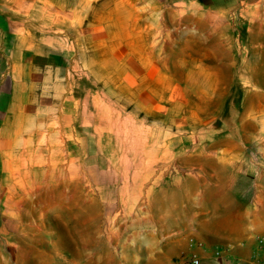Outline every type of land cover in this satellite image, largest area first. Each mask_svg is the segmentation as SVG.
<instances>
[{"label": "rangeland", "instance_id": "374dc122", "mask_svg": "<svg viewBox=\"0 0 264 264\" xmlns=\"http://www.w3.org/2000/svg\"><path fill=\"white\" fill-rule=\"evenodd\" d=\"M185 1L159 0L137 17L136 41L146 45L150 66L142 49L134 66L126 58L113 63L103 50L102 65L88 67L82 163L69 161L74 152L63 153L52 138L33 161L41 176L23 180L30 192L8 189L0 177V234L28 232L20 243L0 239L8 264H127L112 235L142 218L167 181L213 170L220 155L242 156L226 157L229 168L255 170L264 151L257 133L264 129V51L256 47L255 15L194 10ZM139 73L148 79L127 80ZM15 217L32 225L7 226Z\"/></svg>", "mask_w": 264, "mask_h": 264}, {"label": "crops", "instance_id": "0c3cea01", "mask_svg": "<svg viewBox=\"0 0 264 264\" xmlns=\"http://www.w3.org/2000/svg\"><path fill=\"white\" fill-rule=\"evenodd\" d=\"M158 1L0 0V177L9 179L8 189L30 192L23 180L36 182L41 176L33 167L41 141L61 142L63 153L75 154L69 161L85 160L82 141L88 139L81 118L88 111V67L102 65L103 50L113 63L126 58L134 66L142 49L144 67L150 66L146 45L136 41V25L137 17ZM185 3L222 15L233 10L246 18L254 14L260 37L256 47L264 51V0ZM147 79L143 73L127 74L134 82ZM260 132L264 135L257 128ZM96 141H104L103 134ZM226 157L233 162L242 158L216 156L215 169H199L191 179L176 176L159 187L145 202L144 216L129 219L126 234L112 235L117 255L127 264H185L191 254L200 264H264L263 257L258 261L253 255L255 239L264 238V151L252 171L229 168ZM51 176L44 171L43 177ZM12 206L17 208V201ZM6 220L7 226L32 225L18 217ZM27 233L5 229L0 239L20 243ZM12 246L17 257L20 248ZM0 258V264H8V257Z\"/></svg>", "mask_w": 264, "mask_h": 264}, {"label": "built area", "instance_id": "2783aa9c", "mask_svg": "<svg viewBox=\"0 0 264 264\" xmlns=\"http://www.w3.org/2000/svg\"><path fill=\"white\" fill-rule=\"evenodd\" d=\"M195 248H201L202 245L199 243H194ZM216 255L219 256V253L216 252ZM254 259L260 260L261 257L264 258V238H256L254 241ZM185 264H200V260L196 254L189 255L186 260Z\"/></svg>", "mask_w": 264, "mask_h": 264}]
</instances>
